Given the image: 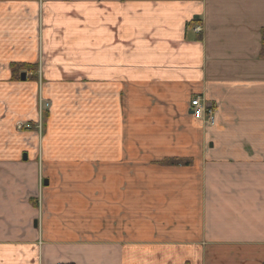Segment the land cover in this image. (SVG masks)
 I'll return each instance as SVG.
<instances>
[{
    "label": "crops",
    "instance_id": "obj_1",
    "mask_svg": "<svg viewBox=\"0 0 264 264\" xmlns=\"http://www.w3.org/2000/svg\"><path fill=\"white\" fill-rule=\"evenodd\" d=\"M262 27L264 0H0V264H264ZM38 50L41 166L10 68Z\"/></svg>",
    "mask_w": 264,
    "mask_h": 264
},
{
    "label": "rangeland",
    "instance_id": "obj_2",
    "mask_svg": "<svg viewBox=\"0 0 264 264\" xmlns=\"http://www.w3.org/2000/svg\"><path fill=\"white\" fill-rule=\"evenodd\" d=\"M38 9H37V12L35 13L37 16V20H38V17L40 18V13H41V8H40V5L38 4ZM40 51L41 50H38L37 51V59L39 58L40 56ZM41 61H43V56L42 58H39ZM43 88H44V81L41 80L40 81V86H39V83L36 85V88H35V92L33 94L34 96V106H35V119L39 120V113H40V109L41 111H49L50 107H51V102L49 99H47L46 96L43 95ZM43 140V138H42ZM35 153H36V156H42V147L39 146V143L37 144V135H36V145H35ZM39 212V206L37 204V213Z\"/></svg>",
    "mask_w": 264,
    "mask_h": 264
},
{
    "label": "built area",
    "instance_id": "obj_3",
    "mask_svg": "<svg viewBox=\"0 0 264 264\" xmlns=\"http://www.w3.org/2000/svg\"><path fill=\"white\" fill-rule=\"evenodd\" d=\"M191 104L194 106L193 114L196 118H201L205 120L208 125L214 124V113L211 106L208 104H203L198 98L193 99Z\"/></svg>",
    "mask_w": 264,
    "mask_h": 264
},
{
    "label": "trees",
    "instance_id": "obj_4",
    "mask_svg": "<svg viewBox=\"0 0 264 264\" xmlns=\"http://www.w3.org/2000/svg\"><path fill=\"white\" fill-rule=\"evenodd\" d=\"M260 34V51H259V56L264 58V27H262L259 31ZM34 68V66L32 65H17V64H12L11 65V72H12V78L13 79H17L18 78V71L22 68ZM166 163L168 164H176V163H182V164H188L189 161L188 160H183V159H170L167 160Z\"/></svg>",
    "mask_w": 264,
    "mask_h": 264
},
{
    "label": "water",
    "instance_id": "obj_5",
    "mask_svg": "<svg viewBox=\"0 0 264 264\" xmlns=\"http://www.w3.org/2000/svg\"><path fill=\"white\" fill-rule=\"evenodd\" d=\"M21 79L24 80V74H21ZM23 155H24V158H25L26 154H23ZM44 184H46V182ZM34 225H35V221H34Z\"/></svg>",
    "mask_w": 264,
    "mask_h": 264
}]
</instances>
